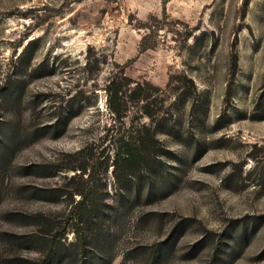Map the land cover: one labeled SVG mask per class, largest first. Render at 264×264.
Instances as JSON below:
<instances>
[{
    "label": "rangeland",
    "instance_id": "1",
    "mask_svg": "<svg viewBox=\"0 0 264 264\" xmlns=\"http://www.w3.org/2000/svg\"><path fill=\"white\" fill-rule=\"evenodd\" d=\"M121 72L151 118L109 110ZM52 238L47 264H264V0H0V264Z\"/></svg>",
    "mask_w": 264,
    "mask_h": 264
},
{
    "label": "trees",
    "instance_id": "2",
    "mask_svg": "<svg viewBox=\"0 0 264 264\" xmlns=\"http://www.w3.org/2000/svg\"><path fill=\"white\" fill-rule=\"evenodd\" d=\"M135 83L133 79L126 76L124 72H121L120 75H113L110 77L105 85V91L107 93V102L109 106V110L115 115L117 119L123 121L126 114V105L132 102H142L141 107L143 108V116L148 118L152 117V112L148 108L149 102L148 98L150 97L148 91H145L144 88L140 85V83ZM145 91V94L142 95L141 92ZM62 117H59L53 123L55 128L61 123ZM136 133L141 134L142 131L147 132L146 134L149 136V129L146 125L141 124L140 128L135 129ZM37 133V129L35 130ZM151 140H153L154 136H151ZM139 144V141L137 142ZM135 150L132 148V143L129 140H124L123 144H120L118 148H116L114 155L112 156V171L117 178V181L120 182L125 179L128 174L129 167L133 164V159L135 156ZM31 168L42 167L41 165H31ZM27 169V168H25ZM71 170H78L80 175H84L89 171L88 165H77L69 167ZM27 172V171H26ZM121 181V183H122ZM45 189L40 187H33V194H39L40 192H44ZM55 193L59 196L63 195L62 192L59 191V188ZM73 194H78L80 197L74 204L77 209V213L79 218H83L85 220L92 219L95 213V201L92 196L84 191L77 190ZM72 197V194L70 195ZM49 244V254L47 259L41 260L38 264H47L48 260L53 256L54 257V248H56V244L54 243V238L47 239ZM58 244H62L61 241Z\"/></svg>",
    "mask_w": 264,
    "mask_h": 264
}]
</instances>
